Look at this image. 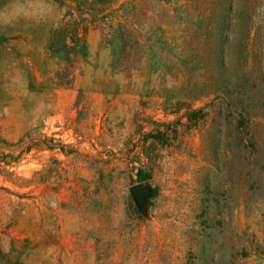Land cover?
<instances>
[{
    "label": "rangeland",
    "instance_id": "1",
    "mask_svg": "<svg viewBox=\"0 0 264 264\" xmlns=\"http://www.w3.org/2000/svg\"><path fill=\"white\" fill-rule=\"evenodd\" d=\"M0 264H264V0H0Z\"/></svg>",
    "mask_w": 264,
    "mask_h": 264
},
{
    "label": "water",
    "instance_id": "2",
    "mask_svg": "<svg viewBox=\"0 0 264 264\" xmlns=\"http://www.w3.org/2000/svg\"><path fill=\"white\" fill-rule=\"evenodd\" d=\"M135 191H139L138 185L134 186Z\"/></svg>",
    "mask_w": 264,
    "mask_h": 264
}]
</instances>
